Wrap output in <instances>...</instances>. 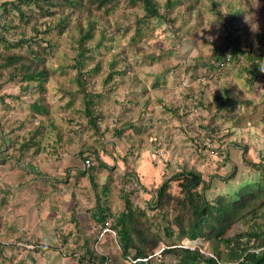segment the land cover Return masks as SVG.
Segmentation results:
<instances>
[{
	"label": "rangeland",
	"instance_id": "obj_1",
	"mask_svg": "<svg viewBox=\"0 0 264 264\" xmlns=\"http://www.w3.org/2000/svg\"><path fill=\"white\" fill-rule=\"evenodd\" d=\"M10 1H16L25 12L21 18L17 10L13 11L15 23L27 38L33 37L34 25L44 31L52 25L44 37V41L52 42L48 53L52 74L44 91L11 95L19 100L0 94V123L4 124L7 117V122L20 121L23 111L29 112L28 119L34 118L36 111L30 107L36 99L48 111L40 115L41 133L49 130L54 137L68 136L72 153L81 150L85 141L97 144L101 152L88 169L95 175L97 187L83 193L84 204L89 200L87 209H70L72 201L33 203L19 209L12 206L14 214L10 212L5 219L6 209L0 208V224L3 219L9 224L0 225V264H83L80 259L86 257L87 246L99 255L110 256L112 264H132L122 258L115 233L93 220L92 211L99 199L114 214L126 211L127 200L143 211L137 217L144 233L158 244L156 264L178 262L174 255H159L171 245L212 256L209 240L199 238L193 244L178 238L177 216L186 213L177 208L176 201L166 208L155 207L159 184L183 170L202 174L209 186L205 195L213 203L238 200L240 192L251 189L255 196L249 193L245 198L250 203L245 218L228 228L227 237L242 235V243L254 233L257 237L252 241L264 245V168L260 166L264 161V0H198L196 10L187 9L190 0H178L167 11L163 9L167 0H157L163 15L157 19H147L140 4L121 0L109 14L96 10L93 20L97 30L84 42L91 50L87 53L80 47L81 33L76 28L79 16L69 14L60 23L64 11L51 4L56 0L45 3L44 10L49 9L51 15L35 3ZM84 2L69 0V9ZM230 22L236 30L233 37L238 38L243 50L249 46L253 56L227 60L233 41L228 35ZM83 24L87 25L85 21ZM104 24L107 31L102 38L100 28ZM18 37L11 36L12 42H18ZM27 48L12 51L21 53ZM218 51L224 52L220 60ZM80 53L84 55L81 74L74 68ZM257 63L261 70L253 81L245 67ZM5 73L3 70L2 76ZM88 101L92 116L86 114ZM31 122L25 127L31 128L35 123ZM92 149L98 153L94 146ZM101 161L112 169L99 168ZM23 164L29 166L27 161ZM135 169L144 178V186ZM135 178L141 186L132 190L130 184ZM1 180L0 176V185ZM104 188H108L106 194ZM170 193L181 195L177 183H172ZM17 210L23 215H17ZM54 216L58 225H66L72 217V228L59 232L55 224L52 237L38 239L40 232L53 228ZM16 220L23 225H15ZM42 247L47 248L38 251ZM219 249L224 256L231 251L222 243Z\"/></svg>",
	"mask_w": 264,
	"mask_h": 264
},
{
	"label": "trees",
	"instance_id": "obj_2",
	"mask_svg": "<svg viewBox=\"0 0 264 264\" xmlns=\"http://www.w3.org/2000/svg\"><path fill=\"white\" fill-rule=\"evenodd\" d=\"M24 3H35V6L41 10H44L45 3L48 0H22ZM121 0H85L84 4L79 7H70L69 0H56L51 4L54 7H62L64 11L63 16L60 18V23L65 22L69 14L78 15L77 29L80 31L81 36L79 38L83 49V52L87 53L91 51L89 49L86 40L92 38L93 33L97 30L96 22L93 18L96 16L97 11L104 9L105 12L113 11L117 5H119ZM65 2L64 6L61 4ZM128 4H140L143 11L146 14L147 19H157L163 18L161 13V4L157 0H127ZM178 3V0H167L166 9L174 8ZM2 13L0 15V27L3 30V34L0 35V60L3 62L0 64V94L4 97H8L4 90H12L11 87L20 88L21 94H26L27 92L39 89L44 91V85L47 83L51 76L50 68L48 67L49 62V48L51 45V40L44 41L45 36L52 29V25L46 26L45 31L40 30L37 26H33V37L27 38L26 32L20 29V26L15 23V14L13 11H18L21 18H24L25 12L19 5H16V1L2 0ZM198 0H190V4L187 7L188 10L197 9ZM60 9V10H61ZM51 15L49 9L44 10ZM11 17V18H10ZM10 18V19H9ZM166 17L164 16V19ZM233 19V18H232ZM87 25H84L83 22ZM28 23V22H26ZM229 40L232 37V46L228 47L227 52L229 57L227 60L232 62L241 55H252V50L247 46L248 50H243L239 45V40L233 37V33L236 31L229 23ZM103 33L102 38L105 37L107 26L102 25L100 28ZM19 36L18 42H12L11 36ZM17 39V40H18ZM36 39V40H35ZM47 43V46H43V43ZM101 41L99 45H101ZM28 46L25 52L17 53L13 52L14 49H22ZM219 48V47H218ZM12 51V52H11ZM84 54V53H83ZM224 52H217L218 60L223 57ZM258 54V50L254 53ZM83 56L81 53L77 57V64L74 67L81 74L82 60ZM258 58L262 59V55ZM116 66V65H115ZM5 70V75L2 76V71ZM261 70L260 63L253 65L252 67H245L246 73L250 76V80H257L258 72ZM119 70L118 72H120ZM79 86L83 90V82H79ZM89 87V85H86ZM82 94L84 91L81 92ZM9 98L20 99L19 97ZM18 96V95H14ZM88 97V95H86ZM88 106L86 107V114L89 116L93 115L92 103L88 101ZM37 105V104H36ZM38 107V106H37ZM44 109V110H43ZM47 108L44 106H39L37 110L38 115H42ZM93 111V112H92ZM91 119V118H90ZM91 121V120H90ZM93 123V121H91ZM24 123H21L23 126ZM97 128V125H94ZM20 129V127H18ZM41 133V128H36L30 132V139L23 142L19 141V147L17 148V153L11 154V159L15 160L16 164L22 165V160L26 157V152L31 150L30 141L36 140V136ZM96 151L94 150L89 156H83V152L80 153L82 163L88 159H94ZM246 153V148H244ZM94 154V155H93ZM15 157V159L13 158ZM99 168L101 169H111L106 163L100 162ZM264 168L263 164L260 165ZM91 170V169H90ZM88 171V170H86ZM137 181V182H136ZM136 182V183H135ZM172 183H177L180 189L181 195H171L170 188ZM132 184L134 187H132ZM130 184L131 189L135 186H140L138 179ZM91 185L93 188L97 187V183L93 178H91ZM128 187L127 185H125ZM125 187V188H126ZM200 187L202 190L199 191ZM208 183L204 180L202 174L195 170H183L172 177L164 180L159 184L156 190V201L155 207L157 209L168 207L171 202L176 201V206L180 210H185L186 215L177 216L176 225L179 229L178 238L179 239H189L195 241L199 238H204L206 241L209 240L213 250L212 256H207L202 254L198 249L192 251V249L187 247H178L177 245H171L166 247L160 252L161 257H166L167 255H174L177 257L178 262L176 264H264V249L260 253L256 254L252 251L264 248L262 244H255L253 238L257 237L256 234L250 233L249 238L245 241L241 240L242 235H236L235 237H227L228 228L235 222L244 219L247 212V207L250 203H246V196L250 193L251 197L255 194L244 190L238 194L236 199L233 201H226L224 199H219L216 203L209 201L205 195V191L208 189ZM105 194L108 188H104ZM126 190V189H125ZM103 194H101V197ZM126 211L114 214L111 209L101 202L99 199L96 203V207L93 208L92 217L98 226L109 229L116 235L117 243L121 249V256L124 260L131 261L132 264H156L158 259L156 258V250L158 249L157 242H152L149 235L145 234L143 227L141 226L137 217L138 214L142 213L140 209L134 208L130 201H126ZM74 222L76 218L73 217ZM169 234V228H167ZM214 234L212 238L211 234ZM217 239L214 243L213 240ZM245 242V243H244ZM219 243L225 244L226 248L231 247L230 253L227 256L222 255V251L219 249ZM87 244V243H86ZM88 245V244H87ZM81 250V247H79ZM86 257L82 256L80 261L83 264H112L110 256L105 254H97L90 247H86Z\"/></svg>",
	"mask_w": 264,
	"mask_h": 264
},
{
	"label": "crops",
	"instance_id": "obj_3",
	"mask_svg": "<svg viewBox=\"0 0 264 264\" xmlns=\"http://www.w3.org/2000/svg\"><path fill=\"white\" fill-rule=\"evenodd\" d=\"M4 92L8 94V98L12 92V96H21L20 88L12 90L6 88ZM37 102L36 99L33 100L30 107L32 111L33 109L34 111L37 110L39 106H41V104ZM49 102L50 100L48 99L46 103L49 104ZM23 112L24 113H19L21 116L20 121H12L13 123L7 122V120H9L7 117L4 124L0 123V176L2 178V183L0 185V208L6 209L4 218L6 219L10 212L14 214L11 209H19V207H25L24 205L27 204L33 205V203L68 204L72 201L74 203L69 207L70 209H87L86 205L89 203V200L84 204L83 193L94 189L91 185V178L94 177L95 179V175L90 171H86L88 169L82 167L83 163L80 153L83 152V156L85 157L89 156L94 152V149H92L94 146L98 152L94 153V158H96L101 152L99 147L95 143L85 141L82 143L81 150L76 149L74 150L76 152L72 153V142H70L68 136L54 137V135L47 130L44 133L38 134L36 140L30 141L29 145H31V150L28 154L26 152L27 156L22 160V165L16 164L15 160L11 159L12 156L9 155L17 153V148L20 146L19 141L21 144L22 141H28L30 139V132L42 126V122L40 121L41 117L37 112H34L32 115L34 118L31 117V119H28L29 112ZM46 112L48 114V111L45 110L44 113ZM31 120L35 122L34 124L31 122L33 126L31 125V128L25 127L29 125ZM21 123H24L23 126ZM18 127H20V129ZM10 150L12 151L11 154L9 153L11 152ZM13 158L15 159V157ZM25 161H27L28 167L23 164ZM150 168L152 169L153 167L150 166ZM139 169H135L137 171V177L140 179L141 185L144 186V178L141 176ZM153 170L156 169L153 168ZM71 181H73V183ZM81 205H83V207ZM12 206L13 208H11ZM53 212L56 213L55 207L53 208ZM15 213L17 215H23V211L18 213L17 210ZM45 216L47 218L49 215L45 214ZM13 218H15V215ZM71 218L66 225H58L56 217L54 216L52 218L53 228L51 230L48 229L46 233L40 232L37 238L49 239V237H52L55 234V224L59 227V232H65L69 228H72ZM3 220L0 225H6L7 227L9 224L7 221L3 223ZM16 222L17 223H14L15 225H23L20 223L21 220H16ZM60 222L62 223V221ZM46 248L47 247L39 248L38 251L41 252V249L44 250ZM2 249L5 250V247L2 246Z\"/></svg>",
	"mask_w": 264,
	"mask_h": 264
},
{
	"label": "built area",
	"instance_id": "obj_4",
	"mask_svg": "<svg viewBox=\"0 0 264 264\" xmlns=\"http://www.w3.org/2000/svg\"><path fill=\"white\" fill-rule=\"evenodd\" d=\"M3 34V30H2V28L0 27V35H2ZM95 165V162H94V160L93 159H88V160H86L84 163H83V167H84V169H90L91 167H93ZM109 232H110V230H108ZM264 248H262V249H257V250H254V251H252L253 253H256V254H258V253H260L261 252V250H263Z\"/></svg>",
	"mask_w": 264,
	"mask_h": 264
},
{
	"label": "water",
	"instance_id": "obj_5",
	"mask_svg": "<svg viewBox=\"0 0 264 264\" xmlns=\"http://www.w3.org/2000/svg\"><path fill=\"white\" fill-rule=\"evenodd\" d=\"M199 239L195 240V241H191V243L195 244L196 242H198Z\"/></svg>",
	"mask_w": 264,
	"mask_h": 264
}]
</instances>
